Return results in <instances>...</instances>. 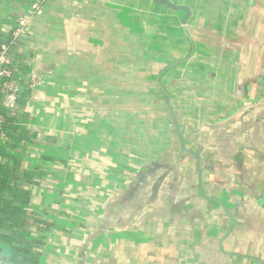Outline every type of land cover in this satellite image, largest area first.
Wrapping results in <instances>:
<instances>
[{
  "label": "crops",
  "instance_id": "0c3cea01",
  "mask_svg": "<svg viewBox=\"0 0 264 264\" xmlns=\"http://www.w3.org/2000/svg\"><path fill=\"white\" fill-rule=\"evenodd\" d=\"M19 52L40 264H264V0H46Z\"/></svg>",
  "mask_w": 264,
  "mask_h": 264
},
{
  "label": "trees",
  "instance_id": "16d2710c",
  "mask_svg": "<svg viewBox=\"0 0 264 264\" xmlns=\"http://www.w3.org/2000/svg\"><path fill=\"white\" fill-rule=\"evenodd\" d=\"M165 5L174 9L168 4ZM14 18L11 19L10 27L14 24ZM11 32V28L9 32L0 30V52L3 45L7 47L8 63L5 67L12 69L14 78L18 79L17 72L31 73L29 66L21 65L27 59L19 52L21 39L26 33L19 41L14 42ZM5 82L6 78H0V115L3 119L0 125V264H40L42 247L33 241L32 236L27 235L30 232L37 236V230L40 231L39 224L32 220L38 215L28 208L31 203L30 185L38 184V181L31 179L30 172L24 170V154L21 155L26 151L27 143L36 140V134L23 127L19 107L7 110L2 105ZM25 94H28V89L19 94L18 106ZM46 226L50 227L51 224L45 223L42 227L48 231Z\"/></svg>",
  "mask_w": 264,
  "mask_h": 264
},
{
  "label": "built area",
  "instance_id": "2783aa9c",
  "mask_svg": "<svg viewBox=\"0 0 264 264\" xmlns=\"http://www.w3.org/2000/svg\"><path fill=\"white\" fill-rule=\"evenodd\" d=\"M46 0H35L28 4L19 14L14 18V24L12 27L8 26V31L12 29L11 37L12 41L17 42L20 37L27 31V27L30 22L43 14V5ZM7 47L2 46L0 52V78H6L5 86L2 89V105L7 110H14L18 108V97L25 89H33L40 84V78L33 74V72L26 74L28 77L23 82L20 78V72L18 79L14 78L12 74L13 70L8 69L5 65L8 63L6 56ZM22 81L23 83H20ZM3 119L0 115V125Z\"/></svg>",
  "mask_w": 264,
  "mask_h": 264
},
{
  "label": "water",
  "instance_id": "95a60500",
  "mask_svg": "<svg viewBox=\"0 0 264 264\" xmlns=\"http://www.w3.org/2000/svg\"><path fill=\"white\" fill-rule=\"evenodd\" d=\"M162 2L166 4L165 1H162ZM167 4H168V3H167ZM168 5H169V4H168ZM170 6H172V5H170ZM172 7H174V6H172ZM2 31L7 32V31H8V26H4V27L2 28Z\"/></svg>",
  "mask_w": 264,
  "mask_h": 264
},
{
  "label": "rangeland",
  "instance_id": "374dc122",
  "mask_svg": "<svg viewBox=\"0 0 264 264\" xmlns=\"http://www.w3.org/2000/svg\"><path fill=\"white\" fill-rule=\"evenodd\" d=\"M21 11H22V10H21ZM21 11L18 12V15H20L19 13H20Z\"/></svg>",
  "mask_w": 264,
  "mask_h": 264
}]
</instances>
